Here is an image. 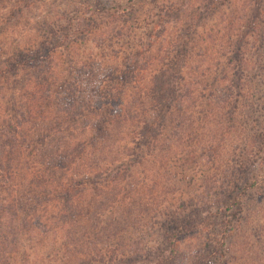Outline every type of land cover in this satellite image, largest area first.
<instances>
[{"label":"rangeland","instance_id":"1","mask_svg":"<svg viewBox=\"0 0 264 264\" xmlns=\"http://www.w3.org/2000/svg\"><path fill=\"white\" fill-rule=\"evenodd\" d=\"M95 2L0 0V63L19 58V52L28 49H39L42 60L21 67L17 77L6 73L0 78L1 105L8 102V110L21 108V95L16 93L15 99L13 83L26 82L42 71L49 80L65 77L75 82L74 89L68 84L67 94L74 93L77 104L99 108V97L113 93L108 89L121 74L128 91L123 107L117 102L113 108L126 112L123 124L128 129L123 137L117 136L118 143L139 136L145 124L139 101L146 99L156 71L178 74L181 69L180 93L189 97L173 111L177 120L186 115L191 129H176L177 140L172 142L173 135L164 132L152 148L164 151V156L154 164L147 163L148 157L141 159L149 151L139 138L135 146L140 152L123 156L127 159L120 166L125 170L91 175L84 196L75 193L76 209L70 216L76 221L70 229L60 221L65 213L59 215L61 202L48 194V188H20L23 212L31 218L20 222L27 234L19 253L11 256L13 264H64L66 255L73 264L101 255L106 263L111 254L135 257L131 253H142L145 242L157 253L159 243L166 246L169 229L163 223L172 212L182 215L181 220L197 206L207 207L201 213L214 212L221 190L232 191L234 183H249L258 173L264 182V0H106L105 8ZM54 38L62 46L46 51L48 44H43ZM46 89L45 84L39 89L40 104ZM63 100L68 105L58 102L60 109L68 108L73 99ZM226 111H236L234 124L223 115ZM36 123L34 119L26 126L45 132ZM25 144L17 137L14 146L18 151ZM9 151L12 165L24 173L33 161L28 159L29 150H21V155L15 148ZM43 178L35 176L39 185L46 181ZM251 188L241 213L234 217L230 253L221 259L223 264H264V189ZM200 230L179 233L176 239L183 257L175 264H194V250L206 248L202 243L208 234Z\"/></svg>","mask_w":264,"mask_h":264},{"label":"trees","instance_id":"2","mask_svg":"<svg viewBox=\"0 0 264 264\" xmlns=\"http://www.w3.org/2000/svg\"><path fill=\"white\" fill-rule=\"evenodd\" d=\"M105 2L106 0H96L95 4L98 8H105ZM46 42L43 47L48 44L46 50L48 52H53L57 47L62 46L58 38H54L52 43ZM25 51L27 52L24 53ZM25 51L19 52L21 54L19 58L15 57L8 63H0V78L5 77L6 73H12L17 77L21 67L37 65L42 62L39 49ZM233 71H237L235 66ZM180 72L181 69H179L178 74L168 73L162 68L156 71L153 80L151 79L150 87H147L149 93L145 94L146 99L139 101L143 106L141 107L142 120H145V124L138 130L139 136L135 137L134 135L132 140L123 142L120 140L118 143H116L117 136L121 137L122 135L123 137L128 129L123 124L128 118L126 112L121 108L118 111L113 108L114 105L117 106V102H120L119 105L123 107L122 100L126 96L125 92L128 91V83L123 79V75L119 74L113 85L109 87L108 91L113 89V93L110 92L105 95L106 92H104L101 94L102 96L99 97L98 101L99 108H88V105H84V103L77 104V100H74L75 94H67L68 84L72 85L73 89L74 85L77 86V84L66 81L65 77L62 79L54 77L49 80L47 73L37 71L34 73V77H30L26 82L16 80L13 83V95L15 99L16 93L21 95L20 107L23 110L17 106L8 110V102L6 107L0 103V264H13V262L10 263L11 256L13 253H19L23 236L27 234L19 226L21 221H28V218H31V214H24V205L21 204L24 199L20 194V188L24 185L37 190L48 188L46 190L49 195L55 194L63 208L59 215L62 212L65 213L60 221L66 226L68 225V229H70L72 223L76 221L73 220L76 219L75 216H70L74 211L73 209H76L74 206L77 204L76 199H74L75 193L78 192V194L81 193V197L84 196L91 175H106L113 170L117 173L125 170L124 165L120 166L127 159L123 156H134L135 153L140 152L135 146L138 144L139 138L143 139V144L149 151L141 159L148 157L147 163L154 164L161 158L160 156H164V151L160 149L152 151L154 143L156 145V141L163 136L164 132L168 130L173 135L170 139L172 142L177 140L174 137V134L177 133L176 129L180 128L184 131L191 129V126L186 123L188 120L186 115L177 120L173 111V106L182 107V100L184 101L185 98L189 97L180 93L179 86L183 81V74ZM27 84L28 88H31L30 90H27ZM44 84L47 87V94L45 101L40 104L37 95ZM25 93L28 95L26 99L23 96ZM241 97L244 98L242 95ZM63 98L73 99L69 101L71 105L66 109L58 107V102H66ZM177 101L178 103H175ZM64 104L68 105L67 102ZM245 108L247 109L246 105ZM10 110H12L13 115ZM235 112L226 111L223 115L230 116L227 119L229 122L232 120V124H234ZM34 119L37 121L35 126L41 123V130L43 129L45 132L38 131L36 127L35 132L27 128L26 124ZM132 121L134 120L132 119ZM232 124L230 126H233ZM17 137H22L26 143L18 146L20 147L18 151L17 145L14 146ZM178 140L183 141L181 136ZM10 148L11 150L15 148V152L20 155L23 153V149L29 150L28 159L33 157V161L26 168L25 172L27 173L20 172V169L14 167V163L12 165L14 158L11 156ZM96 155L97 157H95ZM16 158H18V154H16ZM78 165L82 168H79ZM143 170L146 171V169ZM238 173L241 175L245 172L238 171ZM18 174L21 175L20 178H18ZM245 175H248V172ZM35 176L37 178L43 176V180L46 181L43 185H39ZM46 176H48L47 179H45ZM147 176L145 174L144 181ZM251 176L254 177H251L249 183L247 180L243 181L244 183L242 181L237 184L234 183L232 191L225 193L221 190L215 197L218 205L214 212L201 213V210L207 209V207L200 209V207H196V204L194 205L195 210L189 212L184 220H181L182 215L172 212V217L164 221L163 228L173 231H171L172 233L169 230L166 231L169 232L168 235L165 234L167 235V244L164 243L166 246H162L163 242L159 243L156 248L157 253H153L145 242L142 253H131V255H136L135 257H130V255L118 257L111 254L106 256L108 259L106 263L103 255L99 259L89 257L80 262L82 264H95L96 262L102 264H175L183 257V253L179 251L180 243L176 239L179 233L201 229L200 231H206L208 234L202 243L206 248L194 250L195 253L192 256L197 257L194 264H223L221 259L230 253L228 251H230L229 242L234 232V217L241 213V209L248 201L249 189H252L251 187L264 189L263 175L258 173ZM77 177H81V181H76ZM228 183L231 184L232 181L228 180ZM81 197L77 199L78 202L82 199ZM196 212L200 214H194ZM82 219L84 221L86 218L83 217ZM174 222L176 227L172 229L171 225ZM179 224H182L181 229L177 227ZM49 227L48 225L47 228ZM24 228L28 227L25 226ZM165 250L170 253H163ZM62 259L64 264H73L68 255Z\"/></svg>","mask_w":264,"mask_h":264}]
</instances>
